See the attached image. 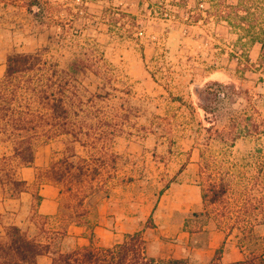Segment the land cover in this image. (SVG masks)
<instances>
[{
  "label": "rangeland",
  "instance_id": "1",
  "mask_svg": "<svg viewBox=\"0 0 264 264\" xmlns=\"http://www.w3.org/2000/svg\"><path fill=\"white\" fill-rule=\"evenodd\" d=\"M261 42L264 0H0V79L8 54L41 52L39 78L52 80L68 110L66 126L57 119L33 135L35 158L43 163L31 165L37 179L26 187L28 194L12 196L0 184V231L16 224L50 241L51 250L71 251L75 248L64 239L69 224L84 225L92 238L102 205L148 210L185 171L187 182L202 196L201 209L188 217V228L224 232L221 257L229 246L242 259L251 250L260 253ZM72 63L85 69L71 75ZM210 81L220 82L228 93L214 119L206 118L196 95ZM248 116L259 133L207 129L214 121V128L227 130L230 119L241 127ZM12 147L0 134V159L5 158L6 170L14 169L22 178L24 166L13 158ZM41 182L60 189L54 215L36 211ZM212 186L225 188L214 202ZM11 198L15 200L9 202ZM110 230L124 232L115 226ZM199 236L192 246L206 239V233ZM243 237H252L254 249L240 247ZM194 254L190 249L185 259L199 264ZM50 256L39 257V263L49 264Z\"/></svg>",
  "mask_w": 264,
  "mask_h": 264
},
{
  "label": "trees",
  "instance_id": "2",
  "mask_svg": "<svg viewBox=\"0 0 264 264\" xmlns=\"http://www.w3.org/2000/svg\"><path fill=\"white\" fill-rule=\"evenodd\" d=\"M261 45L263 49L264 42H261ZM41 68V52H12L7 55L5 72L0 79V134L12 141V156L21 166H31L34 163L33 135L42 125H51L57 119H61L64 126L67 125L68 110L65 101L52 89L54 84L50 78H39L38 72ZM84 69L77 63H72L68 72L75 75ZM196 95L201 108L208 115L207 119L218 117L217 107L228 97L222 84L217 81L207 82L203 87L197 88ZM35 107L43 108L44 112ZM246 120L248 123L240 127L235 119H230L227 130L224 131L214 128V121H209L207 129L213 133L228 135L234 134V131L244 135L259 133L258 124L253 118L248 116ZM113 134L114 132H111V135ZM6 168L5 158L0 159L2 187H8L12 196L25 191L26 181L18 178L14 169ZM49 172L54 173L53 166H50ZM77 182L82 183L83 179H78ZM210 191V201L214 202L223 196L225 188L212 186ZM40 198L37 194V203ZM255 244L252 237H243L240 247H253ZM51 248L50 241L31 236L16 224H7L3 231H0V264H41L38 258L45 254L51 255L49 264H193L185 258L157 259L148 255L141 230L126 233L123 240L111 246H94L90 243L71 251H56ZM222 252L223 246L215 250L210 262L199 264H264V249L260 253L251 250L243 259L227 263L221 261Z\"/></svg>",
  "mask_w": 264,
  "mask_h": 264
},
{
  "label": "crops",
  "instance_id": "3",
  "mask_svg": "<svg viewBox=\"0 0 264 264\" xmlns=\"http://www.w3.org/2000/svg\"><path fill=\"white\" fill-rule=\"evenodd\" d=\"M34 162L36 165L43 163L37 162V158ZM20 173L21 179L26 181L27 186L37 179L33 166L22 167ZM59 192L60 189L56 184L41 182L38 189L41 198L36 205L37 213L46 216L56 214L59 208ZM25 194H28V191L21 192V195ZM8 200L12 202L15 199ZM18 200L20 204L21 196ZM201 206L202 196L199 188L187 182L185 171H183L178 176V181L173 182L150 209L140 211L137 208H130L122 211L106 203L99 210L98 222L93 229L92 238L91 234L86 233L84 225L71 223L65 229L64 239L68 240L74 248L89 245L92 241H96L100 246H111L119 242L125 233L141 230L146 241L147 253L152 257L186 258V253L191 249L196 251L194 257L199 263H208L213 259L215 250L226 239L224 232L219 229L204 232L205 228L203 231H193L188 228L186 222L190 213L200 210ZM114 226L120 227L124 232L110 230V227ZM204 233H206V239L202 244L198 246L190 244L194 237H200L199 235ZM42 256L45 255L39 257ZM241 259V253L231 246L221 257V260L226 263Z\"/></svg>",
  "mask_w": 264,
  "mask_h": 264
}]
</instances>
